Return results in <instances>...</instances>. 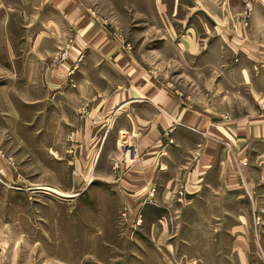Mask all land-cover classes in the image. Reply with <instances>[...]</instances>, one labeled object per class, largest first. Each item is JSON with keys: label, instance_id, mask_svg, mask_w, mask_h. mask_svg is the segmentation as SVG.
Listing matches in <instances>:
<instances>
[{"label": "crops", "instance_id": "1", "mask_svg": "<svg viewBox=\"0 0 264 264\" xmlns=\"http://www.w3.org/2000/svg\"><path fill=\"white\" fill-rule=\"evenodd\" d=\"M130 1L148 27L135 40L153 46L130 47L79 0H14L36 24L13 31L12 0H0V133L20 132L9 143L40 158L45 97L66 99L52 112L58 128L138 212L149 260L247 264L252 212L264 213V0ZM58 45L68 48L62 65ZM78 56L80 70L65 76Z\"/></svg>", "mask_w": 264, "mask_h": 264}, {"label": "rangeland", "instance_id": "2", "mask_svg": "<svg viewBox=\"0 0 264 264\" xmlns=\"http://www.w3.org/2000/svg\"><path fill=\"white\" fill-rule=\"evenodd\" d=\"M79 1L108 29L120 28L124 42L130 47L139 42L145 48L153 46V39L146 37L144 42H138L134 38L135 27L142 28L140 33H147L148 27L133 20L132 1ZM13 2L14 22L9 27L13 31L35 28L33 9L22 15L19 5ZM38 22L39 29L49 35V24ZM67 50L65 45L55 47V63L63 64ZM61 53H65V58L59 62ZM82 63L78 56L65 76L78 73ZM61 102L66 103V99L45 97V112H49L44 120L45 146L39 150L40 158H36L35 148L20 147L15 141L9 143L12 137L23 139L20 132L0 133V264H163L162 260H149L152 244L147 240V229L141 225L138 212L125 207L128 198L116 194L114 180L98 178V169L88 171L85 148H75V133L64 131L62 125L58 128V116L52 112L60 108ZM119 141V145L126 144L122 139ZM120 153L118 146L110 166L121 158ZM10 163L15 170L10 168ZM97 166L105 172L108 165L99 162ZM17 174L22 178L14 179ZM173 196L175 201V193ZM252 215V244L247 264H264L261 237L264 228H258L264 213L253 211ZM168 261L169 264H202L190 259ZM205 264H217V261H205Z\"/></svg>", "mask_w": 264, "mask_h": 264}, {"label": "built area", "instance_id": "3", "mask_svg": "<svg viewBox=\"0 0 264 264\" xmlns=\"http://www.w3.org/2000/svg\"><path fill=\"white\" fill-rule=\"evenodd\" d=\"M250 10H251V7H250V5L249 4H246L245 5V11H244V14H243V25L244 26H246V21H247V19H248V17H249V13H250ZM64 58H65V53H61V54H59L58 55V61L59 62H62V60H64ZM0 157H1V155H0ZM240 165L241 166H246V159H241L240 160ZM183 187H182V185H178L177 186V188H176V190H175V197H176V202L177 203H182L183 202V200H184V197H183ZM125 213H123L122 215H121V217L122 218H124L125 217Z\"/></svg>", "mask_w": 264, "mask_h": 264}]
</instances>
